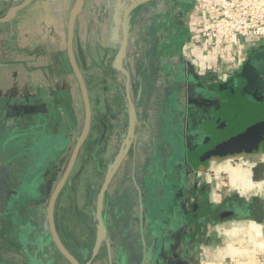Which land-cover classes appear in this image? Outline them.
Returning <instances> with one entry per match:
<instances>
[{
  "label": "flooded vegetation",
  "instance_id": "obj_1",
  "mask_svg": "<svg viewBox=\"0 0 264 264\" xmlns=\"http://www.w3.org/2000/svg\"><path fill=\"white\" fill-rule=\"evenodd\" d=\"M133 4L126 67L137 122L126 156L104 194L105 235L95 250L99 193L108 164L129 132L128 79L112 65L122 35L123 12L109 63L97 62L99 50L93 55L89 46H81L91 55L88 64L87 53L83 58L77 55L74 38L92 116L57 196L55 227L81 263L193 264L211 225L228 217L264 221V201L239 199L222 189L219 199L213 200L210 185L202 179L201 168L214 157L206 158L211 141L220 131L215 127L216 116H207L196 106L199 95L188 85L198 76L183 53L190 37L193 0H126L125 10ZM68 60L74 74L69 56ZM91 67L94 72L88 73ZM77 84V107L66 90L61 95L67 123L55 115L50 127L49 120L39 118L30 137L19 139L15 154L7 159L12 163L10 187L14 191L3 193L0 264H73L57 246L47 212L84 126L85 106ZM60 124L62 131L56 130ZM68 190L70 196L63 200ZM73 196L76 201L70 200Z\"/></svg>",
  "mask_w": 264,
  "mask_h": 264
},
{
  "label": "crops",
  "instance_id": "obj_2",
  "mask_svg": "<svg viewBox=\"0 0 264 264\" xmlns=\"http://www.w3.org/2000/svg\"><path fill=\"white\" fill-rule=\"evenodd\" d=\"M23 0H0V16ZM126 0H85L76 22L75 48L79 57L89 55L82 47L89 46L90 54L99 50L97 62L109 63L117 47L119 20ZM74 0H31L17 10L12 18L0 21V209L3 193L10 187L12 163L7 159L15 154V143L28 138L39 118L49 120L55 115L68 118L61 102L64 90L79 105V88L67 55V30L70 9ZM135 47V46H134ZM242 65L251 59L260 68L254 101L264 97V40L245 43ZM88 64H91L90 57ZM96 57V56H95ZM247 78L239 73L227 82L209 76L194 75L190 89L197 92L195 104L207 116H216L219 129L211 141L215 157L233 154L264 156V128L251 126L252 113L242 88ZM60 124L56 130L62 131ZM12 145V146H11ZM234 151V152H233ZM212 158V159H213ZM5 187V190L3 189Z\"/></svg>",
  "mask_w": 264,
  "mask_h": 264
},
{
  "label": "built area",
  "instance_id": "obj_3",
  "mask_svg": "<svg viewBox=\"0 0 264 264\" xmlns=\"http://www.w3.org/2000/svg\"><path fill=\"white\" fill-rule=\"evenodd\" d=\"M189 27L186 60L198 75L227 82L241 70L245 43L264 40V0H193Z\"/></svg>",
  "mask_w": 264,
  "mask_h": 264
},
{
  "label": "water",
  "instance_id": "obj_4",
  "mask_svg": "<svg viewBox=\"0 0 264 264\" xmlns=\"http://www.w3.org/2000/svg\"><path fill=\"white\" fill-rule=\"evenodd\" d=\"M31 0H23L21 3L12 6L8 12L4 16H0V21H7L10 20L13 16V14L19 10L20 8L26 6ZM85 0H75L70 14H69V20H68V30H67V40H66V47L68 51V56L74 71V74L76 76V79L79 83L81 93L83 96L84 106H85V120H84V126L83 130L80 134V136L77 139L76 145L74 147V150L72 152L71 159L69 161L68 167L65 170L63 176L59 180L56 188L54 189L48 203V212H47V220L49 227L52 232V236L61 250V252L73 263V264H90V261L87 263H81L64 245V243L61 241L55 227L54 222V207L55 202L57 199V196L62 189L63 185L66 182V179L73 167V164L75 162L76 156L78 154V151L85 140L91 124V103H90V96L88 92V86L84 77V74L78 64V61L76 59L75 55V49H74V38H75V30H76V20L81 12ZM134 6H129L126 10L124 7L123 10V16L121 20V27H122V35L120 39V43L118 46V50L115 54V58L112 62V65L116 67L118 70L123 72L127 76V83H126V90H127V97L129 102V110H130V119H129V132L127 137L124 139V142L119 149L118 153L115 155L112 162L108 164V169L106 172L105 181L103 183V186L101 188V191L99 193L98 197V216L100 219L99 223V237L96 242L95 250L98 249L99 245L101 244V241L105 235L106 227L104 224V220L101 215V209L103 205L104 200V194L105 191L113 178L114 174L116 173L117 169L119 168L120 164L122 163L124 157L126 156V153L129 149L131 138L134 137V131L135 126L137 122V115H136V105L131 97L130 93V73L128 68L126 67V59L128 55V47H129V12L131 8ZM260 68L257 67L251 59H248L243 66L241 67V70L239 72L240 76H245L247 78V84L242 88L243 94L247 100V107L249 108V111L252 113L253 117L251 120V126L254 129H262L264 128V97L260 96L261 102L254 101L251 97L256 96L254 93L256 91V87L258 84V81L260 79ZM251 96V97H250ZM234 152V151H233ZM213 154L212 151H209L206 158L210 157Z\"/></svg>",
  "mask_w": 264,
  "mask_h": 264
},
{
  "label": "rangeland",
  "instance_id": "obj_5",
  "mask_svg": "<svg viewBox=\"0 0 264 264\" xmlns=\"http://www.w3.org/2000/svg\"><path fill=\"white\" fill-rule=\"evenodd\" d=\"M93 70L92 67L87 69L88 73L94 72ZM93 88L94 91L97 89ZM263 157L224 155L215 157L204 165L201 170L206 174L203 173L202 179L210 185L212 199H219L222 189L239 199L256 198L264 201V163H255ZM227 163L232 167L251 171L255 185L250 191H239L235 187L234 176L224 170ZM69 196L68 190L63 200H68ZM70 200L76 201L77 198L74 199L73 196ZM193 264H264V221L256 218L239 220L235 217L219 220L210 226L209 235L201 246H198Z\"/></svg>",
  "mask_w": 264,
  "mask_h": 264
},
{
  "label": "bare ground",
  "instance_id": "obj_6",
  "mask_svg": "<svg viewBox=\"0 0 264 264\" xmlns=\"http://www.w3.org/2000/svg\"><path fill=\"white\" fill-rule=\"evenodd\" d=\"M224 170L228 172L230 175L234 176L236 182H234L235 187L240 191H247L251 189L255 184L252 180L251 171L241 170L236 167H232L229 163L226 164Z\"/></svg>",
  "mask_w": 264,
  "mask_h": 264
}]
</instances>
